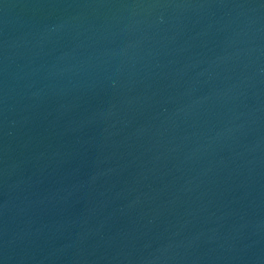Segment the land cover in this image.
I'll list each match as a JSON object with an SVG mask.
<instances>
[{
  "label": "water",
  "instance_id": "obj_1",
  "mask_svg": "<svg viewBox=\"0 0 264 264\" xmlns=\"http://www.w3.org/2000/svg\"><path fill=\"white\" fill-rule=\"evenodd\" d=\"M0 264H264V0H0Z\"/></svg>",
  "mask_w": 264,
  "mask_h": 264
}]
</instances>
